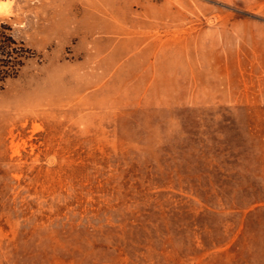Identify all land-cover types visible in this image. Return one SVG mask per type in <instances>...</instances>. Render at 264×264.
Returning <instances> with one entry per match:
<instances>
[{"label": "rangeland", "instance_id": "rangeland-1", "mask_svg": "<svg viewBox=\"0 0 264 264\" xmlns=\"http://www.w3.org/2000/svg\"><path fill=\"white\" fill-rule=\"evenodd\" d=\"M4 1L0 264H264V0Z\"/></svg>", "mask_w": 264, "mask_h": 264}, {"label": "trees", "instance_id": "trees-1", "mask_svg": "<svg viewBox=\"0 0 264 264\" xmlns=\"http://www.w3.org/2000/svg\"><path fill=\"white\" fill-rule=\"evenodd\" d=\"M34 56L35 51L15 36L11 24L0 19V91L9 81L20 76Z\"/></svg>", "mask_w": 264, "mask_h": 264}, {"label": "bare ground", "instance_id": "bare-ground-1", "mask_svg": "<svg viewBox=\"0 0 264 264\" xmlns=\"http://www.w3.org/2000/svg\"><path fill=\"white\" fill-rule=\"evenodd\" d=\"M6 6H8L6 1H0V11L5 10Z\"/></svg>", "mask_w": 264, "mask_h": 264}]
</instances>
